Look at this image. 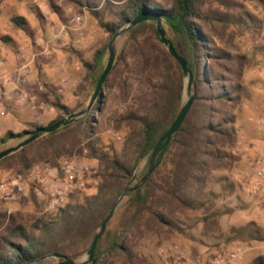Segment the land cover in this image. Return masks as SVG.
I'll return each instance as SVG.
<instances>
[{
	"label": "trees",
	"instance_id": "16d2710c",
	"mask_svg": "<svg viewBox=\"0 0 264 264\" xmlns=\"http://www.w3.org/2000/svg\"><path fill=\"white\" fill-rule=\"evenodd\" d=\"M5 1L0 0V10ZM44 1L55 13L60 12L58 0ZM63 1L86 8L111 38L142 14L159 16L168 38L186 59L194 77L195 99L184 123L148 180L126 196L100 238L90 263L145 264V257L136 250L135 239L143 234L146 222L181 230L175 213L183 209H205L217 197L213 184L227 178L215 179V173L230 171L237 159L233 151L238 141L237 111L247 98L243 74L249 57L234 51L232 42L239 31L260 30L262 23L246 9L243 0ZM259 1L264 3V0ZM11 22L19 29L28 30L29 21L24 15L14 14ZM2 41L10 43L13 39L3 36ZM134 49L154 101L118 119L119 127L123 124L129 127L123 137L122 152L118 153L114 144L103 142L95 116L103 112V95L110 87L111 78L117 76L120 67L130 66ZM108 57L109 44L95 53L92 62L84 63L86 81L94 91ZM185 88L182 67L162 44L156 23L146 21L130 30L93 111L0 161V167L8 168L19 165L26 169L34 163L56 166L63 159H71L86 141L81 152L87 148L91 158L100 164L99 171L92 177L97 181L95 193L85 194L80 199L74 196L82 193L79 188L70 196V199L75 197L73 201L53 215L40 217L29 225L9 223L0 234V264H59L45 259L52 254L77 262L86 254L103 221L134 178L139 163L149 157L181 112ZM55 106L62 115L49 125L77 110L60 102ZM82 106L80 104L78 109ZM33 131H8L0 137V150L22 142ZM223 184L229 186L226 182ZM4 218L0 216V224ZM252 264H264V257H257Z\"/></svg>",
	"mask_w": 264,
	"mask_h": 264
},
{
	"label": "rangeland",
	"instance_id": "374dc122",
	"mask_svg": "<svg viewBox=\"0 0 264 264\" xmlns=\"http://www.w3.org/2000/svg\"><path fill=\"white\" fill-rule=\"evenodd\" d=\"M57 3L61 6L59 13H55L44 0H7L1 6L0 79L14 74L29 61L34 52H40L47 41L62 29V39L69 45L54 46L49 56L40 55L37 58L24 85L29 97L28 103L17 106L6 102L4 109L0 111V137H4L8 131L18 133L35 130L37 126H48L62 115V111L55 106L57 102L70 109H77L74 113L89 109L85 116L93 111L94 105L90 106V103L95 91L86 81L87 69L84 63L92 62L95 53L110 44L113 38L86 8L67 4L63 0H58ZM243 3L261 21L262 28L239 31L232 42L235 45L234 51L249 57L243 74L247 98L237 111L238 141L233 148L237 159L230 171L215 173V179L227 178L221 183L213 184L212 189L217 197L205 209H183L175 213L174 216L182 226L181 230L158 227L152 222H146L143 234L135 239L136 250L145 257V264H252L257 257H264V201L249 198L245 190V175L256 156L253 148L260 140L256 121L264 117V3L259 0H243ZM14 14L24 15L28 19V30L13 26L11 18ZM77 16L82 17L80 25L73 24V19ZM3 36L11 37L13 42L2 41ZM126 36L127 33L115 43L118 54ZM23 48L27 50L25 56L22 54ZM139 59L137 50H132L130 66L120 67L117 76L111 78L110 87L103 95V112L95 116L103 142L107 145L114 144L118 153L122 152L123 137L129 131L126 124L121 127L117 125L118 119L154 101V94L146 75L141 71ZM80 104L83 106L78 109ZM86 145L84 141L71 159L61 161H72L80 156L78 160L81 163L92 165L93 171L86 174L80 186L79 191L82 193L74 194L80 199L85 194L96 192L97 181L92 177L100 168L99 161L91 158L87 148L81 152V148ZM35 164L42 163H34L30 167ZM29 168L22 169L19 165L14 168L0 167V184ZM148 170L147 158L136 168L135 183ZM223 182L229 186H224ZM74 198L69 199V202ZM9 202L14 201L0 200V216H5L0 224V234L13 221L29 225L40 217L56 212L47 211L45 205L33 195L22 198L18 205H11ZM87 254L88 252L77 262H82ZM47 259L50 263H59L56 258Z\"/></svg>",
	"mask_w": 264,
	"mask_h": 264
},
{
	"label": "built area",
	"instance_id": "2783aa9c",
	"mask_svg": "<svg viewBox=\"0 0 264 264\" xmlns=\"http://www.w3.org/2000/svg\"><path fill=\"white\" fill-rule=\"evenodd\" d=\"M82 22L81 16L73 19L74 25H80ZM63 30L56 32L40 49V52H34L29 61L19 67L14 74L0 79V111L4 109L6 102H12L17 106L28 103L29 97L24 85L33 65L40 55L49 56L54 46L69 45L62 39ZM26 53L27 50L23 48L22 54L25 56ZM256 122L260 131V140L253 148L256 156L245 175V190L249 198L264 201V117ZM78 158L56 166L35 164L24 173L12 175L0 184V200L14 201L23 195H33L45 205L47 211L64 208L70 196L80 188L86 174L93 171L92 165L81 163ZM233 258L236 256L233 255Z\"/></svg>",
	"mask_w": 264,
	"mask_h": 264
},
{
	"label": "water",
	"instance_id": "95a60500",
	"mask_svg": "<svg viewBox=\"0 0 264 264\" xmlns=\"http://www.w3.org/2000/svg\"><path fill=\"white\" fill-rule=\"evenodd\" d=\"M146 21H154L156 23L160 37H161L162 44L167 48V50L170 52V54L179 62V64L182 67L184 76L186 78L184 106H183L181 112L179 113L178 117L176 118V120L172 123L169 130L165 133V135L161 138V140L157 143V145L153 149L152 153L149 155V157H148L149 172L147 173L146 176H144L141 179L140 183L133 186L135 181H136V177H134L132 179V181L128 184V186L125 188L124 192L122 193V195L120 196L118 201L113 206L111 212L108 214V216L103 221L99 232L95 235L93 242L91 244V247H90L88 254L85 257V259L82 262H75V261H73L67 257H61L57 254L49 255L45 259L56 258L59 260V264H90L92 262V260L94 258L95 251H96L98 243H99V240L102 237V235L104 234V232H105L109 222L112 220L115 212L117 211L119 206L123 203L124 199L126 198V196L129 193L137 190L142 184H144L148 180L149 176L154 171L161 155L164 153L166 148L169 146L174 135L181 128L182 124L184 123V121H185V119H186V117H187V115H188V113L192 107V104H193L194 99H195L193 74L189 68V65H188L186 59L183 58L177 52L173 43L168 38L167 31L164 28L162 19L159 16L152 15V14H142V15L138 16L127 27H125L123 30L118 32L113 37V40L109 44L108 63H107L106 69L104 70V72H103V74L99 80V83L97 85V89H96L94 96L91 100L90 106L94 105L96 103L97 99H99L101 97L102 92L104 90V87L107 83V80H108L109 76L111 75V73L114 69L115 62H116L117 55H118V50H117V47L115 45L117 39L119 37H121L122 35L128 33L130 30H132L134 27H136L140 23H143ZM88 110L81 111L78 113H73V114H71V115L51 124V125L43 126V127H39L37 129H35L25 140H23L19 144L1 151L0 152V161H2L3 159L21 151L22 149L26 148L27 146L33 144L35 141H37L38 139H40L44 135L49 134V133H53V132H55V131L63 128V127L71 125V124L75 123L76 121L82 119L86 115Z\"/></svg>",
	"mask_w": 264,
	"mask_h": 264
},
{
	"label": "crops",
	"instance_id": "0c3cea01",
	"mask_svg": "<svg viewBox=\"0 0 264 264\" xmlns=\"http://www.w3.org/2000/svg\"><path fill=\"white\" fill-rule=\"evenodd\" d=\"M30 195H23V196H21L19 199H17V200H14V202H9V204H16V205H18V204H20V200L22 199V198H27V197H29Z\"/></svg>",
	"mask_w": 264,
	"mask_h": 264
}]
</instances>
